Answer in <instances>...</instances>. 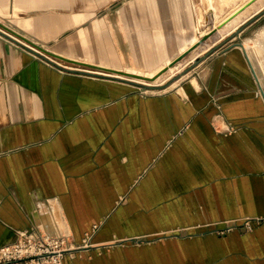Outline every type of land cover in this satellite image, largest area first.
I'll use <instances>...</instances> for the list:
<instances>
[{"label": "crops", "instance_id": "0c3cea01", "mask_svg": "<svg viewBox=\"0 0 264 264\" xmlns=\"http://www.w3.org/2000/svg\"><path fill=\"white\" fill-rule=\"evenodd\" d=\"M240 1L0 0V19L70 58L151 69L208 32L201 17ZM252 1L201 44L217 49L195 83L153 94L0 33V247L34 226L69 233L64 264H264V97L252 63L264 62V5L245 13Z\"/></svg>", "mask_w": 264, "mask_h": 264}, {"label": "rangeland", "instance_id": "374dc122", "mask_svg": "<svg viewBox=\"0 0 264 264\" xmlns=\"http://www.w3.org/2000/svg\"><path fill=\"white\" fill-rule=\"evenodd\" d=\"M232 1H237V0H232ZM251 1L252 0H241L240 2H236L234 4H231V8L229 9L228 14L231 15L234 12L235 13L239 12L240 10H242V8L245 7V5L250 4ZM216 3H217V1H216ZM243 3H245V4L242 5ZM263 5H264V0H258V2L251 9H248L247 12H245V13H249V12H252V11H258ZM216 6H220L219 5V1L216 4ZM244 14L238 15L237 17L233 18L231 20V22H229L228 26L232 27V26L238 24L240 21H242L244 19V17H243ZM227 15H225V16H223V15L216 16V19L213 22H210L209 19H208L209 21H207L206 19L204 20V17H201V21L205 25H208L207 26L208 27V29H207L208 32L205 33L203 36L200 35L198 41L201 40V39L203 40L205 38L207 39V38H209V36L214 34V32H216L218 30L220 25L223 24V22L225 20H227V19H224L225 17H227ZM0 22L3 23V21H1V19H0ZM263 23H264V21H261L260 25L263 24ZM213 24H214V26H213ZM212 26L214 28L211 29ZM205 29L206 28H204L202 34L204 32H206ZM210 30H211V32H210ZM234 33H235V36L238 34V33H236V31ZM202 43H200L196 48H194L190 53H188L183 59H181L175 65H173L172 67H169L166 71L161 72V74L159 76H157L154 80H152V81L148 80L146 82V81H143V80H140V79L137 78L136 80L142 81L143 83H148V84L154 85V86L150 87L149 89L145 90L144 93H146V94L160 93V92H164V91L173 89V88H175L176 86H178V85H180L182 83H186V82H188V83L190 82L191 83L192 78L196 76L197 69H199V67L203 63V61L208 57L209 54H211V52H213V51H215L217 49V47L208 45V46H204V48L202 50V48H201L202 47L201 46ZM208 44H210V42ZM47 47L52 49V51H54L56 53L59 52V51H57L58 49L56 47H54V46L46 45V48ZM209 47H211V50H209V52H207L206 49H208ZM197 52H199V53L197 54ZM252 58L255 59L254 60V67H255V70L257 69L256 72L258 74V77H260L261 85L264 88V62L257 61L256 58L253 57V56H252ZM56 61H58V62H60L62 64H65V65H67L69 67H76V66H73L72 64L64 63L62 60H57L56 59ZM151 69H153V68H151ZM151 69H142V70H151ZM129 70H132V69H129ZM109 73H112V72H109ZM195 80L196 79H193L192 83H195L194 82ZM135 87L137 89H140L137 86H135ZM70 252L71 251H69L68 253H70Z\"/></svg>", "mask_w": 264, "mask_h": 264}, {"label": "built area", "instance_id": "2783aa9c", "mask_svg": "<svg viewBox=\"0 0 264 264\" xmlns=\"http://www.w3.org/2000/svg\"><path fill=\"white\" fill-rule=\"evenodd\" d=\"M244 226L252 229V221L247 220ZM74 248L68 232L52 234L32 226L17 230L16 239L0 247V264H64L65 254Z\"/></svg>", "mask_w": 264, "mask_h": 264}, {"label": "water", "instance_id": "95a60500", "mask_svg": "<svg viewBox=\"0 0 264 264\" xmlns=\"http://www.w3.org/2000/svg\"><path fill=\"white\" fill-rule=\"evenodd\" d=\"M0 33L13 39L14 41H16L17 43L23 45L24 47H26L27 49L31 50L33 53L43 57L44 59H46L49 62H52L64 69H66V67H64L63 65H61L60 63H58L56 61V59L58 60H63L69 63H73V64H77V65H81V66H85L88 68H91L92 70L87 71V73L90 74H95L98 76H102V77H112V78H116L122 81H126L129 82L137 87H139L140 89H142L143 91L149 89L150 87L154 86V85H149L148 83H143L141 81L135 80L133 78H138V79H145V80H154L157 76H159L161 74V72L166 71L169 67H172L173 65H175L177 62H179L181 59H183L188 53H190L194 48H196L200 43H202L205 39H201L198 42L194 43L191 47H189L186 51H184L183 53H181L179 56H177L175 59H173L167 66H165L163 69H161L158 73H156V75H154L153 77H148V76H144V75H140L138 73H133V72H129V71H124L121 69H114V68H110V67H105L102 65H97V64H93V63H89L86 61H81L78 59H74V58H70L67 56H64L60 53H56L54 51L48 50L40 45H38L37 43H35L34 41L26 38L25 36L19 34L18 32L14 31L13 29H11L10 27L4 25L3 23L0 22ZM235 45H239L241 47H243L244 45L240 42L234 43ZM103 70L102 72H97L95 70ZM107 72H115V73H119L122 74L126 77H120L118 75H114L111 73H107ZM133 77V78H129ZM257 80L259 82V86L261 89V93L264 97V88L261 85L260 79L259 77H257Z\"/></svg>", "mask_w": 264, "mask_h": 264}, {"label": "bare ground", "instance_id": "6f19581e", "mask_svg": "<svg viewBox=\"0 0 264 264\" xmlns=\"http://www.w3.org/2000/svg\"><path fill=\"white\" fill-rule=\"evenodd\" d=\"M232 15V14H231ZM231 17V16H230ZM208 20V19H207ZM209 21V20H208ZM238 23V22H237ZM233 24V23H232ZM231 25V24H230ZM234 26H236V25H234ZM228 27H230V26H228ZM228 29V28H227ZM224 30V29H223ZM210 32H211V30H210ZM221 34H222V32H221ZM215 37V36H214ZM211 40L212 39H210V41L209 42H211ZM208 42V43H209ZM238 47V46H237ZM185 50V49H184ZM183 50V51H184ZM182 51V52H183ZM181 52V53H182ZM171 61H168V62H166V63H164L163 65H161V66H158V67H155V68H153V69H151V70H142V69H132V70H129V69H123L124 71H129V72H133V73H138V74H140V75H144V76H148V77H153L154 75H156V73H158L161 69H163L165 66H167L169 63H170ZM253 65H254V60H253ZM107 67V66H106ZM255 68V67H254ZM257 70V69H256ZM97 71H99V72H102L103 70H97ZM107 73H109V72H107ZM260 73V72H259ZM111 74H114V75H118V76H120V77H123L124 75H122V74H119V73H115V72H112ZM124 77H126V76H124ZM129 78H133V77H130L129 76ZM133 79H137V78H133ZM259 79H260V77H259ZM140 80H143V81H148V80H145V79H140ZM139 81V80H138ZM142 82V81H141ZM149 85H152V84H149Z\"/></svg>", "mask_w": 264, "mask_h": 264}]
</instances>
